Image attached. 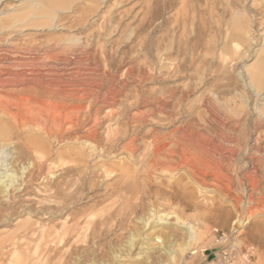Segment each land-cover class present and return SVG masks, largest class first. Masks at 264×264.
Listing matches in <instances>:
<instances>
[{
  "label": "rangeland",
  "instance_id": "374dc122",
  "mask_svg": "<svg viewBox=\"0 0 264 264\" xmlns=\"http://www.w3.org/2000/svg\"><path fill=\"white\" fill-rule=\"evenodd\" d=\"M31 1L33 7H38L41 1L42 3L50 2L56 5V14L54 13V19L50 27L45 26L37 29L31 26H21L22 23L20 22L13 25L7 22L8 16L12 15L14 10L24 7L23 5ZM32 18H28L26 21L33 20ZM0 22V57L17 60H31L33 57H39V59L46 58L45 60H48L51 53V56L56 55L62 60L71 59V65L66 68V71L73 66L76 68L78 65L79 67L87 66L89 69H95V73H92L93 77L89 71V73L80 74L81 76L76 79L90 81L92 78L90 81L92 82L94 79H106L103 77L108 75L109 84L105 80L106 82H103L104 87L113 85L114 87L118 86V89L121 80L127 74L126 72L130 71L131 77L134 78L123 79L125 82L128 81L125 84L126 88L121 85L119 90L124 97L128 98L127 96H129L130 98V95L135 96L138 92L143 97L145 95H147L145 97H162L166 92L174 91L175 98L173 97L171 101V108L174 107L177 112L180 111L179 113L182 114L177 119L183 123L196 122L194 124L198 126V130L203 136L209 134L210 137H206V135L205 138L209 143L211 142V145L209 144V150H211L209 153L211 154H208L210 156L205 155V159L206 156L209 159L208 162L205 160L206 164L204 163V165L206 167L204 165H202L203 168L194 165L195 169L194 166L183 169L184 166H181L174 172H166V176L169 173L172 178L166 177L164 172L161 171L146 175V173H142L143 170H140L137 175L127 177V179H130L126 180V177H122V173L117 170L116 167L119 164L126 165L131 169L133 161H136L137 158H140L138 156L145 152L144 145H147L145 142L148 143L149 140L144 138L143 134L137 137V151L133 159L125 153H120V151H118L119 153L116 152L117 154H111L112 156H107L105 159H101L95 154L88 158V166L85 163H77L74 172L66 176L63 175V167L66 166L64 163L68 162L67 166L71 164L69 153H78L83 148L73 141L72 136L59 143L54 139L49 140L51 152L48 161L52 166H55L47 169L46 164L42 161L43 155H36L39 153L35 151L28 152L24 146L25 141L29 138L40 140V138L46 139V137L30 127L20 131L13 128L14 126L8 117L0 113V123L13 126L7 134L8 136H2V139H4L0 141V144L4 146V153L1 154L3 157L1 160L4 161L0 162L1 170L10 168V163L16 160L19 155L22 156V160L20 164H15L17 170L18 166H25L28 163L35 166L26 184L14 191L16 195L15 204L7 206L3 200H0V235L13 234L17 238L16 236L20 235V231H15L16 227L23 224V222H30L29 224L33 225L31 228L36 232L34 237L27 239L32 241L38 238L39 223L53 226L56 229H60L64 223L65 227H69L74 224L75 219L82 213L101 209L103 213H106L102 218L114 215L116 221L113 219L112 221H106V224L103 225L105 227L101 228L102 231L105 230V235L102 238L93 240L98 243L99 249H110L112 245H115L116 237H120L121 240L125 241L127 236L135 230L141 232L143 241L153 243V245H149L152 250L140 252L142 256L135 257L141 244V241H139L137 247H135L136 250L134 249L132 252V258L126 256L121 261L111 262L112 264H170L164 252L157 250L154 243L163 241L164 235L173 236L171 240L179 243L183 237L184 229L176 228L177 224H175L174 218L170 219L171 217H168L170 220L164 224L165 228H162L161 232H159L161 226L158 225L159 223L156 224L153 218L149 221L150 228H142L140 219L147 218L153 210L156 213H174L187 225L192 226L195 232H199L196 244L176 264L214 262L216 254L221 249L236 254L235 264H245L240 258V255L245 253H248L251 257L253 264H264V84L258 87L250 75L256 67L260 68L264 83V0H0ZM6 24H8V27L5 26ZM9 24L12 25V28ZM4 27L6 29H2ZM70 37L74 38L76 46L79 45L78 48L84 51L82 55L77 53L72 55L71 50L74 45H69ZM185 44L188 48L193 49L194 56L187 54V51L183 52ZM178 46L181 47L180 51ZM43 49L47 52L45 53ZM44 54L48 55L45 56ZM35 55H38V57H35ZM184 61L187 65L185 63L183 73H179L178 70L172 72L174 65L182 64ZM94 62L96 66L93 65ZM100 71L104 72H102L103 75H100L102 74ZM89 74L88 79L86 75ZM118 80H120V83ZM117 88L115 89L117 90ZM2 91L15 92L17 88H3L0 90V95L4 94ZM124 92L125 94H123ZM149 92L153 95H148ZM182 92H188L185 99L181 98ZM124 97L119 98V101L120 99L123 100L122 103L120 101L118 104L121 105L120 108L118 105L107 107L109 109L102 106L105 107V110L101 107V113L98 116L101 122L99 133L105 131L106 125L102 115L112 112L111 109H116V112L113 113L116 114L129 104V101L127 102ZM124 101L125 104H123ZM98 105L100 106V104H97V107H99ZM107 110L109 111L106 112ZM185 111L187 112L185 113ZM202 116L204 118L201 120ZM195 119L198 120L195 121ZM129 120H127V125H130V129H132L134 124H131L133 122ZM200 123H203L204 126ZM151 124H148V128H151ZM218 125L224 126L219 128ZM116 129L117 131L119 129L120 133L124 130L121 126L116 127ZM202 129H208V131H202ZM219 129L223 134L220 135ZM234 137L236 140H234ZM224 139H227V141ZM2 145L0 146L2 147ZM211 146L221 149L222 154L212 153ZM190 151L194 153V156L204 157L197 148H190ZM231 151H233L232 156L230 155ZM85 152L87 153V151ZM248 159L251 161L249 162ZM39 165H42L40 170H38ZM72 165L74 163L70 166ZM217 167L219 168L217 169ZM104 169L109 170V176L103 174ZM231 169L235 171L232 172ZM206 170L207 172H205ZM243 170L245 174H242L244 173ZM89 171H92L90 176L85 175ZM27 172L28 170H25L22 175L21 170H18L20 177L23 179ZM187 173L190 174H188V177ZM196 174L197 176H194ZM224 176L227 178L225 179ZM219 179L222 181H219ZM229 179L233 180L229 181ZM19 180L22 179H19L18 176ZM62 180L67 182L66 187L63 186V188H68V194L70 193L73 197L71 198L70 195L68 199L67 196L66 198L58 197L59 199L57 198L55 204L52 205L55 208L61 206L60 209L58 208L59 210H51L46 215H41L36 210V212L31 211L28 219L26 212L31 208H38V202L47 197L45 191L48 188L56 187L60 182L62 183ZM166 180L167 182H165ZM211 183H213V187ZM129 185L131 187H128ZM200 185H202L201 189ZM236 185L238 186L236 187ZM225 186L228 188L225 189ZM174 188L176 191H174ZM160 189L162 193H160ZM12 190L9 193H12ZM109 195L111 196L109 197ZM139 199L141 200L139 201ZM128 200L131 201L128 202ZM237 200L239 201L237 202ZM189 202L192 205L195 204L194 207L192 205L189 207ZM214 208H216V211ZM89 209L91 210L89 211ZM225 210H229V215ZM222 211H225V213H222ZM120 212L122 221L118 223L119 219L116 214ZM224 214H226L225 219H223ZM217 215H220V217ZM237 215L240 216L242 222L239 230L235 229V224H233ZM101 219H98V221ZM82 220L83 218L80 221ZM152 227H154L153 230H151ZM213 229L228 234V243L221 246L216 244L211 233ZM159 235L162 237L157 238ZM27 240L24 239L18 242L20 252L17 250V253H22L21 255L24 257L23 264H27L26 262L29 264H56L59 259H62L61 264H69L76 256V254L70 253L71 248L67 249L69 245L66 246L64 242L59 244L56 236L52 235L44 241L46 244L44 242L42 244L41 249L44 255L42 263H35V260L31 258V253L29 254L28 250L24 248ZM87 241L92 240L88 237ZM79 246L83 247L84 245L79 243ZM202 249L204 252H201ZM67 250L70 254L64 255ZM10 251L11 248L8 247L7 243L0 247V264H6L9 261ZM73 253L75 252L73 251ZM172 255H176V253L173 252ZM25 259L33 261H26ZM108 259L110 258L108 257ZM80 264H83V262Z\"/></svg>",
  "mask_w": 264,
  "mask_h": 264
},
{
  "label": "bare ground",
  "instance_id": "6f19581e",
  "mask_svg": "<svg viewBox=\"0 0 264 264\" xmlns=\"http://www.w3.org/2000/svg\"><path fill=\"white\" fill-rule=\"evenodd\" d=\"M56 3H58V2H56ZM31 4H32V1L30 3H27L26 5H23L24 7H21L20 9H16V10L13 9L14 11H13L12 15L8 14L9 15L8 18L5 17L8 20L7 22H10L12 25L14 23L20 22V23H22L21 26L22 25L23 26H31V27H34L37 29L43 28L45 26L50 27L52 25V20L54 19V13L56 12V5H54L53 3H50V2L42 3V1L40 2V4H38V7H33ZM32 17H35V18L33 19ZM5 18H4V20H5ZM28 18H32L33 20L30 19L31 21L30 20L26 21V19H28ZM0 24H1V22H0ZM12 25H10V28H12L11 27ZM5 26L8 27V24H6ZM0 29H1V27H0ZM2 29H6V27H4ZM69 41H70V43H69L70 46L74 45L72 47L73 49L71 50L72 55H74L76 53L82 55V53L84 51H82L78 48L79 45L76 46V44H75L76 41L74 40V38L69 39ZM69 45H68V47H69ZM186 45L187 44H185V48L183 49V52L187 51L188 52L187 54H191V56H194L193 49L188 48V46H186ZM178 50L180 51L181 47L178 46ZM43 51H44V49H43ZM44 52L46 53L47 51L45 50ZM44 55L47 56L48 54L47 55L44 54ZM3 56H5V55H3ZM35 57H38V55L37 56L35 55ZM86 57H87V55H86ZM48 58H49L48 60H45L46 58L45 59H43V58L39 59V57L38 58L33 57V59H31V60H24V59L17 60V59H7L5 57H0V90L3 88H12V89L17 88V91H15V92H11V91L3 92L2 91L4 94L0 95V113L5 115L6 117H8L11 124L14 126V127L12 125L7 126L5 124L4 125L1 124L2 122L0 123V141H3V139H4V138L2 139V136H6L7 134H9L11 127L16 128L19 131L23 130L25 128H29V127L33 128L36 132L38 131L41 135L46 137V139L40 138V140H36V139L29 138L24 143L25 149L28 152H31V151L34 152L35 151L36 153H39L36 155L42 154L43 155L42 161L46 164L47 169H50L51 167H53L55 165L52 166V164L48 161V159L50 157V152H51V149L49 148V145H50L49 140L54 139V141H57L59 143L60 141L66 139V138L69 139V137L72 136L73 141L80 144L83 148H81L80 149L81 151H79L78 153H74V152L69 153V156H71L70 162H71V164L74 163V165L70 166L71 165L70 164L67 166L68 162L64 163V165H66V166L63 167V175H66V176L70 175L74 172L75 167L77 166L76 165L77 163H82V164L85 163L87 165L88 158L92 157L95 154L98 155L97 157H99L101 159H105L107 156H109V155L112 156L111 154H114V153L120 151V153H125V154H127L128 157L130 156V158L132 157V159H133L134 158L133 156L137 151V145H136L137 137L139 135L141 136V134H143L144 138H147L149 140L148 143L145 142L147 145H144L145 143L143 144L145 152L143 151L144 153H142V150H141L142 154H141V156L140 155L138 156L140 158H137L135 156L137 158L136 161L135 160L133 161L131 159V162L133 161V164H132L133 167L131 166V169H130V167H128L126 165H120V164L116 167L117 170L122 173V177H126V180L130 179V178L127 179V177H131V176L133 177V176L137 175V173L140 170L141 171L143 170L142 173H146V175H150L152 173H156V172L161 171L162 173L164 172V175L166 176V174H167L166 172H169V173L174 172L178 167L184 166L183 169H186L187 167L189 168L190 166H194V165L202 167V165H204V163H205V160L207 162L209 161L207 156L205 159V155L211 154V153H209V151H211V150H209L211 142L209 143L207 138H205V136L206 135H207L206 137H210V136H208L209 134H204L205 136H203L201 134V132L198 130V126H196L194 124L196 122L193 123V121H188V122L183 123V122L179 121V119H177V117L181 116L182 114L179 113L180 111L177 112L174 107L171 108V101L173 100V97H174V91L171 90L169 92H166L165 95L162 97H156V96L145 97L147 95H145L143 97L141 95V93L139 94V92L137 94H135V96H133V95H130L131 94L130 93L129 95L131 97L129 98V96H127L128 98H126L122 95V93L119 90L121 88V85H122V87H125L126 82H128V81H126V82L124 81L125 78L126 79H129V78L133 79L134 78V77H131L130 71L126 72L127 74H126V76L124 75L125 78H123L124 80L122 79L123 81L121 80V83H120V80H118L119 83L121 84V85H119L120 86L119 89L117 88L118 86H116L115 82H114V85L116 87L111 85V82H110V85L113 86L114 88L111 86L104 87L105 84H103V82L105 80L108 81V78H109L108 75L103 77L106 79H94L92 82H90L92 80V78L90 81H88V80L87 81L86 80L80 81V79L78 78L79 79V81H78V79H76V78L78 76H81L80 74H83L85 72L89 73V71H90V74L92 76V73H95V69H89V67H87V66L79 67V65L77 64L78 67L75 68L72 65L73 67L71 69H68V71H66V68L71 65V62H70L71 59L70 60H68V59L62 60V59H60V57H57L56 55L51 56V53H50V56H48ZM76 58H78V57L76 56ZM185 63H186V61H184L182 64H177L176 66L174 65L172 72H176V70H178L179 73H183ZM93 65H95V62ZM186 65H187V63H186ZM98 69L100 70V68H98ZM129 69L131 70V68H129ZM105 72H106V70H105ZM103 73L100 75H103ZM90 74L86 75V78L90 77ZM132 75H133V73H132ZM250 75H251L252 80L254 81V83L258 87H260V86H262V84H264L263 80H262L263 78H262V72H261L260 68L256 67ZM94 76H95V74H94ZM97 77H95V78H97ZM161 81H163V80L161 79ZM108 84H109V81H108ZM115 88H117V90ZM125 92L123 94H125ZM150 93L151 92H149L148 95L152 96L153 94L151 95ZM175 93H177V92H175ZM187 94H188V92H182L181 98L185 99L187 97ZM179 95H178V98H179ZM120 97L121 98L124 97L127 100V102L129 101V104L126 107H123L120 112H117L118 114L117 113L113 114L116 109L115 110L111 109L110 111H112V112H108L109 110H107L106 112H108V113H105L104 115H102V116H104V124H106L105 125V131L103 130L104 131L103 133H101V132L99 133V129H101V127H100L101 122L98 119V116L101 113V107L105 106L107 108V107L118 105L119 102L121 101V99L119 101ZM122 102H123V100L121 101V103ZM127 102H126V104H127ZM178 102H179V100H178ZM183 102L181 103L182 105H183ZM97 104H100V106L98 105L99 107H97ZM123 104H125V101ZM120 106H119V108H120ZM105 107L104 108L102 107V108L105 110ZM107 109H109V108H107ZM142 109H143V111H141ZM186 112L187 111H185V113ZM198 116L200 117V115H198ZM202 118H204V117L202 116L201 120H202ZM207 118H209V117H207ZM128 119L132 120L133 123H131V124H134L132 129H130V125L129 126L127 125ZM181 120H182V118H181ZM197 120L195 119V121H197ZM202 122H204V121H202ZM206 122L208 123V121H206ZM151 123H153V124H151ZM220 123H221V121H220ZM236 123H237V121H236ZM148 124H151V128H148V126H149ZM200 124H203V123H200ZM210 124H211V122H210ZM222 124H223V122H222ZM118 126L123 127L124 130L121 129V130H123V132H121V133L119 132L120 128L117 131L116 127H118ZM203 126H204V124H203ZM218 126L220 128V127H223L224 125H218ZM203 130L208 131V129L207 130L202 129V131ZM220 130L221 129H219V131L218 130H216V131L221 132ZM232 130H233V128H232ZM229 131H231V130H229ZM36 132H34V133L36 134ZM202 133H204V132H202ZM221 134H223V133L221 132L220 135ZM101 136H102V139H101ZM212 136H211V138H212ZM72 138H71V140H72ZM225 138H226V136H225ZM217 140H219V139H217ZM224 140L227 141V139H224ZM234 140H236V138ZM209 141H210V139H209ZM231 141H232V139H231ZM218 144H220V143H218ZM0 145H2V144H0ZM7 145H9V144H7ZM215 145H216V143H215ZM9 146H7V147H9ZM219 146H222V145H219ZM141 147H143V146H141ZM211 147L213 149L212 153H214V152L221 153L222 152L221 149H219V148H216L214 146H211ZM190 148H197L199 150V152L204 157L201 156V154H199V155L203 158H199V156L198 157L194 156L193 155L194 153L190 151ZM254 148L256 149L257 147H254ZM237 149L240 150L239 148H237ZM238 150H237V152H239ZM250 150H251V148H250ZM3 151H4V146L2 145V147L0 146V156L2 153H4ZM85 151H87V153ZM5 152H6V150H5ZM195 154H197V153H195ZM223 155H224V153H223ZM230 155L231 156L233 155V151L230 152ZM263 155H264V153H263ZM208 156H210V155H208ZM226 156H227V154H226ZM21 157L22 156L19 155L16 160H14L12 163H10L11 164L10 168H8L6 170H1V168H0V200H3L5 202V205H7V206H12L13 204L16 203V201H15L16 195H15L14 191L17 189H20L22 186H24L26 184V182L28 181L27 179L30 177V175L33 172V170H32L33 167H35V166L31 165L30 163L26 164L25 166L24 165L18 166V170H21L22 175L25 173V170H28L27 174L24 176V179L22 177H20L21 175L18 173V170L16 169L17 166H15V164L16 165H17V163L20 164V161L22 160ZM217 157L219 158V156H217ZM2 158L3 157L1 156L0 162L3 161V160H1ZM67 158H68V156H67ZM211 160H212V155H211ZM216 161H217V159H216ZM232 161H234V160H232ZM250 161L251 160H249V162ZM221 162H222V160H221ZM211 163H213V162H211ZM218 163H219V160H218ZM129 164H131V163H129ZM30 166H31V168L29 169ZM40 166H42V165H39L38 170L41 169ZM138 166H140V167H138ZM204 167H206V166L204 165ZM229 167H227V168L230 169ZM193 168L195 169V166ZM218 168L219 167H217V169ZM227 168H226V170H227ZM86 169H88V168H86ZM197 169H199V168H197ZM214 169H215V167H214ZM200 170H201V168H200ZM207 170H209V169H207ZM207 170L205 172H207ZM241 170H242V168H241ZM186 171H189V170H186ZM234 171L232 170V172H234ZM196 172H198V171H196ZM203 172H204V170H203ZM215 172H216V170H215ZM243 172H244V170H243ZM91 173H92V171H89L85 175L90 176ZM169 173H168V176H169ZM200 173H201V171H200ZM223 173H225V172H223ZM103 174L105 176H109L110 172H109V170L104 169ZM188 174L189 173H187V177H188ZM206 174H204V175H206ZM210 174H211V172H210ZM212 174H213V172H212ZM242 174H245V172ZM259 174H260V172H259ZM261 174H262V172H261ZM158 175H160V174H158ZM18 176H19V179L21 178L22 180L18 181ZM168 176H166V177H168ZM194 176H197V174ZM194 176H192V177L194 178ZM230 176H231V174H230ZM160 177H162V176H160ZM219 177H221V176H219ZM246 177H243V178H246ZM170 178H172V177H170ZM214 178L216 179V177H214ZM224 178H225V176H224ZM158 180H159V178H158ZM230 180L231 179H229V181ZM235 180H236V178H235ZM159 181L161 183V180H159ZM210 181H208V182H210ZM219 181H222V180L219 179ZM165 182H167V180ZM225 182H227V181H225ZM60 183L58 185H56V187L53 185L54 188L51 186L52 188H48L45 191V193L47 194V197L44 198L41 202H38V205H39L38 208H34V209L31 208L30 210H28V212H26L28 219L30 217L31 211H34V212L37 211L41 215H46L49 212H51V210H59L61 208V206H60V208L59 207L55 208V206L52 204H55L56 199L58 197L59 198H64V197L66 198V196H67V199H68V196L70 195V193L68 194V188H65L66 187L65 184L67 182H63V180H62V183L61 184ZM194 183L196 184V181ZM218 183H216V184H218ZM223 183H224V181H223ZM254 183H255V180H254ZM163 184H165V183H163ZM211 184L213 187V183H211ZM207 185H210V184H207ZM63 186H65V187L63 188ZM201 186L202 185H200V189L202 188ZM237 186L238 185H236V187ZM128 187H131V186L129 185ZM174 187H176V186H174ZM214 187H217V186H214ZM225 187H226L225 189L228 188L227 186H225ZM159 188H160V186H159ZM179 189H180V187H179ZM188 189H190V188H188ZM11 190H12V193H9ZM162 190H163V188H162ZM232 190H231V192H232ZM160 191H161V189H160ZM174 191H176V189ZM186 191H185V194H186ZM144 192H146V191H144ZM149 192H150V190H149ZM160 193H162V191ZM180 193H181V191H180ZM189 193H190V190H189ZM74 194H76V193H74ZM138 195H139V193H138ZM141 195H142V193H141ZM147 195H149V194H147ZM192 195H193V193H192ZM70 196H71V198L73 197L72 195H70ZM110 196L111 195H109V197ZM167 196H168V194H167ZM178 197H179V195H178ZM185 197H186V195H185ZM160 198H161V196H160ZM176 199H178V198H176ZM187 199H182V200L183 201L185 200L187 202L188 201ZM234 199H236V198H234ZM140 200L141 199H139V201ZM178 200H176V201H178ZM61 201H62V199H61ZM130 201L128 200V202H130ZM238 201L239 200H237V202ZM182 203H184V202H182ZM191 205L192 204L190 203L189 207ZM193 205H195V204H193ZM193 205H192V207H194ZM195 207H198V206H195ZM214 209L216 211V208H214ZM217 209H218V207H217ZM90 210L91 209H89V211ZM219 210H221V209H219ZM212 211H214V210H212ZM225 211H227V210H225ZM225 211L224 212L222 211V213H225ZM228 211H227V215H229ZM0 212H1V210H0ZM217 212H215V213H217ZM220 213H221V211H220ZM104 214H106V213H103V211L101 209L98 211L92 210L90 212L82 213L81 215H79L75 219V221L73 219L74 224L72 226L65 227V223H64V224H62L60 229H56L53 226H49V225H45V224L41 225L39 223V229H37L38 230L37 234H39L38 238H36L35 240H32V241L31 240L28 241L27 239L35 236L36 232L31 228L33 225L29 224L30 222L29 223L23 222V224H20L16 227L15 231H20V233H19L20 235L16 236L17 238H15L13 236V234H11V235L1 234L0 235V247H2L3 244L7 243L8 247L11 248V251H10L11 253L9 255L10 259L6 264H21V263L23 264L24 263V261H23L24 257L21 255L22 253H17V250L19 249L18 242L20 240H24V239H25V241L27 240V242H26L27 244L26 245L24 244V248L28 250L29 254L31 253V258L33 260H35V263L36 262L39 263V262L43 261L44 255H43V251L41 249L42 244L44 241H46L47 238L51 237L52 235L56 236V239L58 240L59 244L64 242L66 246L69 245L67 247V249L71 248L70 253L72 252V254H76L74 259H72L71 258L72 256L70 255L71 256L70 258L72 260L70 261L68 259L70 261L69 264H80L82 262H83V264H112L111 262L121 261L126 256H129V258H132L131 257L132 252L134 251V249L136 250L135 247H137L139 241H141V244L139 246V251L137 250L138 254L136 253L135 257L142 256V254H140V252H144V251L147 252V251L152 250V248H150L149 245H153V243H149L148 241H143L144 239L142 238L141 232H139L137 230L132 231L133 233L131 232L127 236L126 240L124 239L125 241L121 240L120 237L119 238L116 237V241L114 240L115 245H112L110 247V249H108V250L99 249V247L97 245L98 243L93 241V240L102 238L105 235V230L102 231L101 228L105 227L103 225L106 224L105 223L106 221H112V219L114 221H116L114 215L113 216L110 215L107 218H102V216H104ZM120 215H121V212L119 214L118 213L116 214V216L119 219L117 221L118 223H121V221H122V219H120ZM123 215H125V214H123ZM217 216L220 217V215H217ZM230 216H231V214H230ZM74 217H76V216H74ZM168 217H171L170 219L174 218L175 224H177L176 228L184 229L181 242H179V243L173 242L171 240L173 236H165L164 235L163 241H161V242L156 241L154 244L157 246V248H156L157 250H161L164 252V254L167 256L168 262L170 264H176L179 261V259L186 252L190 251L191 248H193V246L196 244V242L198 240L199 232L198 233L195 232V230H193L192 226L187 225L180 217L174 215V213H171V212L170 213H162V212L156 213L153 210L150 212V214L147 218H141L140 219L141 224H142L141 227L142 228H145V227L150 228L149 221H150V219L153 218V221H156V224L159 223L158 225L161 226V229L159 230V232H161L162 228H165L164 224H166V222L168 220H170ZM225 217H226V214L223 215V219H225ZM227 217L229 218V216H227ZM81 218H83L82 221H80ZM98 219H101V220L98 221ZM240 221H241L240 216L237 215L233 221V224L236 225ZM178 225H180V226L178 227ZM64 227H65V229H64ZM153 228L154 227H152L151 230H153ZM60 230H62V231L60 232ZM88 232H89V234H88ZM88 237L91 238L93 243H92V241H87ZM160 237H162V236L159 235L157 238H160ZM157 238H156V240H157ZM96 241H98V240H96ZM47 243H49V242H47ZM79 243L83 244L84 246L83 247L79 246ZM175 248H176V250H174ZM203 249L201 250V252L203 251ZM19 250H18V252H20ZM73 251L75 253H73ZM173 252H175L176 255H172ZM70 253L67 250L64 253V255L70 254ZM68 257H69V255H68ZM105 257H107V258H105ZM108 257L110 259H108ZM28 260L30 261L31 259H28ZM28 260H26V261H28ZM33 260H31V261H33ZM26 263L29 264L28 262H26ZM61 263H62V259H59L56 264H61Z\"/></svg>",
  "mask_w": 264,
  "mask_h": 264
},
{
  "label": "built area",
  "instance_id": "2783aa9c",
  "mask_svg": "<svg viewBox=\"0 0 264 264\" xmlns=\"http://www.w3.org/2000/svg\"><path fill=\"white\" fill-rule=\"evenodd\" d=\"M212 236L214 238V242L218 245H225L228 243L229 235L225 234L223 232H219L217 229H213L211 231ZM204 252V251H203ZM236 254L234 252L228 251L226 249H221L216 254V259L213 262H208L206 264H235L236 261ZM240 258L245 264H253L251 257L248 255V253L241 254Z\"/></svg>",
  "mask_w": 264,
  "mask_h": 264
},
{
  "label": "water",
  "instance_id": "95a60500",
  "mask_svg": "<svg viewBox=\"0 0 264 264\" xmlns=\"http://www.w3.org/2000/svg\"><path fill=\"white\" fill-rule=\"evenodd\" d=\"M242 226V222H238V224L235 225V229L239 230Z\"/></svg>",
  "mask_w": 264,
  "mask_h": 264
}]
</instances>
